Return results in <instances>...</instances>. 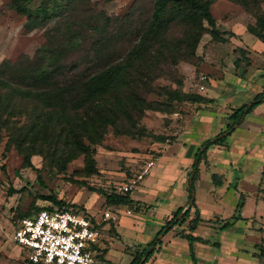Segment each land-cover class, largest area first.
I'll return each mask as SVG.
<instances>
[{
  "label": "rangeland",
  "instance_id": "rangeland-1",
  "mask_svg": "<svg viewBox=\"0 0 264 264\" xmlns=\"http://www.w3.org/2000/svg\"><path fill=\"white\" fill-rule=\"evenodd\" d=\"M40 1L29 0L27 5L34 9ZM242 1L245 5L235 0L210 2L208 10L215 26L226 25L234 31L245 29L246 25L257 29L256 22L264 21V0ZM58 3L61 7L42 26L27 30L24 28L25 17L10 8L9 0H0V65L7 61L20 70L32 62L40 47H59L62 39L71 34L75 38L71 43L74 42L75 45L62 54L61 63L67 65V68L78 64L81 70L86 69L91 65L94 43L101 37L111 41L108 46L114 57L122 54L131 43L135 28L147 19L151 6V0H59ZM103 17L110 20L104 32L99 28ZM202 26L208 29L205 22ZM197 30L196 26L187 22H176L171 26L169 38L178 44L183 58L179 59L180 55H175L168 64H162L159 70L149 73V82L154 89L147 93L142 90L138 94L146 103L162 106L170 103V111L146 109L133 128L122 116L116 115V127L125 129V133L117 134L114 128L108 126L101 142L90 146L93 150V165L85 161L82 154L73 156L80 149L73 131L62 134V124L54 119L48 121L44 117L46 110H40L33 102L11 96L8 91L2 92V103L5 104L2 115L6 116L9 124L6 130H0V264H22L19 246L11 241V236L20 215L31 214L39 208L35 205L38 195H55L66 205L73 204V209L84 211L83 202L91 192L96 191L67 182V178L84 181L86 185L105 193L119 194L117 186L137 172L147 160H153L161 153L160 150L172 145L174 137L193 136L197 140H206L224 133L226 125L221 126L223 116L220 115L223 110H218L216 104L175 99L169 101L166 88L201 96L203 90L199 89L200 85L208 87L210 80L219 79L223 75L237 76L238 72L234 70L237 67L236 61L255 66L258 59L248 58L244 52L234 49L237 42L228 39L232 37L230 30L222 33L218 30L221 34H226V42L223 43L213 42L208 33L202 32L194 50L189 53ZM204 108L211 110V120L208 119L210 122L207 120L202 123L203 119L200 117L196 119V112ZM246 121L251 123L255 120L248 117ZM231 123L229 119L227 124ZM236 125H233V130L226 136V143L244 148L248 155L252 153L249 155L251 160H247L245 164L244 157L249 159V156L240 157L234 153V161L237 163L232 166H210L206 162L202 166L200 163L203 156L197 166L200 179H197V173L193 182L194 203L202 210H209L225 218L227 222L234 213L238 214L235 212L237 203L242 201L244 204L246 200L249 210L247 214L250 219L253 218L254 224L251 222V227L240 228L246 236L243 243L247 247H257L258 252H264L261 249L264 248V170L260 171L261 168L264 169V121H255L251 125L246 122L238 127ZM16 145H20V151L16 150ZM22 152L29 154L32 166L38 169L37 173L33 168L23 166ZM164 155L167 157L168 154ZM155 165L150 173L155 171ZM189 170L186 171V176ZM211 174H222L226 180L224 187L211 184ZM99 204V200H93L91 210L99 209ZM259 205L262 209L258 216H255L257 212L254 211L252 217V210H257ZM126 209L129 213L133 212L131 207L121 205L104 207L101 213L108 210L116 213L118 218L125 216L123 210ZM133 216L128 217L131 219ZM259 219H263V222ZM221 221H211L214 227L211 228V233L221 231L218 228ZM143 227V233L150 235L156 229L152 222H146ZM253 235H258L259 238L256 236L254 239ZM109 237H113L112 233ZM96 246L93 249L97 254ZM119 246V242L110 243L106 256L109 261L101 260V263L121 264L127 260L128 256L120 252ZM262 261L260 264H264V259Z\"/></svg>",
  "mask_w": 264,
  "mask_h": 264
},
{
  "label": "trees",
  "instance_id": "trees-1",
  "mask_svg": "<svg viewBox=\"0 0 264 264\" xmlns=\"http://www.w3.org/2000/svg\"><path fill=\"white\" fill-rule=\"evenodd\" d=\"M28 1L9 0L10 8L25 17L24 28L27 30L42 26L61 7L58 3L59 0H41L36 8L31 9L27 5ZM212 1L151 0L147 19L135 28L131 43L123 50V53L114 57L108 46L111 41L106 40V37H101L94 43L91 65L83 70L80 69L78 64H73L71 68H67V65L61 63L62 54L75 45L74 42L71 43L75 40L71 34H67L62 39L59 47H40L32 62H29L20 70L4 61L0 65V130H6L9 124L6 116L2 115L5 108V104L2 103V92L8 91L11 96L15 95L21 100L33 102L40 110H46L44 117L48 121L54 119L62 124V134L73 131L75 141L80 148L73 156L82 154L85 161L93 165V150L90 149V146L101 142L107 127L114 128L117 134L125 133V129L116 127V115L122 116L124 120H127L128 125L133 128L146 109L170 111V103H166L164 106L146 103L144 98L138 94L142 90L145 93L152 92L154 88L149 82L148 74L159 70L162 64H168L175 55L179 56L181 54L179 53L178 44L169 38L170 28L174 23L187 22L198 28L193 39V45L188 51L189 53L194 50L197 39H199L202 32L208 33L213 42H226V39L220 35L216 28L214 19L208 10V5ZM235 1L245 5L242 0ZM252 1L255 2L256 0ZM103 19V23L99 28H102L104 32L110 20L107 17H103ZM203 22H205L208 29L202 26ZM257 23V29L249 25H246L245 29L257 39L264 41V21L261 20ZM180 58L183 57L180 55ZM235 64L237 65V61ZM166 89L167 93L169 92V101L171 99L177 101L189 100L202 104L212 102V99H206L200 95H188L180 89ZM263 101L264 88L248 102L232 108L228 117L232 123L226 125L224 135L217 134L212 139H206L196 148L187 176L186 207L180 217L181 207L172 213L171 217L158 230L147 246L137 253L134 264H137L140 260V264H144L154 253L160 242L157 236L162 232L166 233L173 225L181 224L188 216L189 209L194 207L193 182L198 173L197 166L205 155L207 148L210 145L221 143L233 130V125L238 124L242 116ZM127 134L131 136L130 133ZM15 147L17 151H20V145ZM38 153L35 152V154ZM22 164L33 168L36 173L38 172V169L32 166L28 153L22 152ZM190 174L191 178L189 180ZM38 178V175H36L37 180ZM210 180L214 186L220 185L217 175L211 174ZM66 181L101 194L107 206L125 205L131 207L133 205L128 192L105 193L101 189H93L86 185L84 181L72 178H67ZM35 199L45 200L59 209H73L72 207H74L73 204L66 205L64 201L52 194L38 195ZM241 205L242 201L237 203L235 212L238 213ZM40 209H50V206L39 207L33 213H24L20 217L32 216ZM134 210L138 211V208L134 207ZM237 219H240V217L234 213L229 221L218 227L219 230L225 229ZM197 222V216L189 220L188 229L190 232L196 227ZM179 236L188 242L189 255L193 259L191 242L203 241L189 233L180 234Z\"/></svg>",
  "mask_w": 264,
  "mask_h": 264
},
{
  "label": "crops",
  "instance_id": "crops-1",
  "mask_svg": "<svg viewBox=\"0 0 264 264\" xmlns=\"http://www.w3.org/2000/svg\"><path fill=\"white\" fill-rule=\"evenodd\" d=\"M224 26L226 25L219 26V24H216V28L221 33L230 30L232 37L230 36L228 39L237 42L234 49L236 48L237 51L240 50L242 53L244 52L248 58L258 59V61L255 66H253V64L243 65L241 62L237 63V67L234 68L235 72H238L237 76L223 75L219 79L210 80V83L207 85L208 87L203 88L202 86L200 89L203 90L201 96L206 99H212L210 103L216 104L218 110H223L220 113V115L223 116L221 126H225L229 122L228 117L231 114L232 108L250 100L251 97L264 88V41L257 39L255 36L248 33L246 29L234 31L233 28ZM221 33L220 35L226 38V34ZM245 42L248 44H245ZM195 116L196 119L199 117L202 118V123H206L208 119L211 120L212 113L211 110L204 108L198 110ZM248 117L257 122L264 121V101L242 116L241 121L235 127L246 122L249 125L254 124L255 121H251V123L246 121ZM209 120L208 122H210ZM196 124L198 125V120ZM193 133L195 134L194 130ZM204 140L202 138L197 140L193 138V136L174 137L172 145H168L165 149L160 150L161 153L156 155L152 160V164L148 168L147 173L143 176L141 182L135 190L129 194L133 203L131 206L133 212L129 214L123 213L125 216H119L113 223L101 219L100 215L102 209H104V207H109L104 203V197L99 193L91 192L88 199L83 202L82 207L84 209L83 212L89 217L90 221L99 228L100 232L99 241L97 243L100 246H96L97 254L95 256V264H104L101 263V260L109 261L106 256L110 248V243L113 244L114 242H119L120 252L128 256L126 258L127 260L122 261L121 264H134L137 253L147 246L158 230L179 207L182 208L179 213L180 217L187 205L186 171L190 168L196 148L199 147ZM164 153L168 154L167 157ZM234 153L240 157L248 155L244 148L226 143L225 137L221 143L210 145L207 148L204 159L201 160L200 165L203 166L206 162L209 163L210 166L217 164L223 166L228 164L232 166L237 163L234 161ZM251 154L252 153H249V155ZM246 158L244 157L245 164H247V160H251L250 156L249 159ZM155 163L159 166L156 167ZM154 165L156 169L150 173V169ZM263 170L264 169L261 168L260 171ZM245 172L247 173V170ZM198 173L199 176L197 179L199 180L201 176L200 171ZM217 176L222 177L219 179L220 185L218 187H224L226 182L225 178L222 174ZM213 194H215L214 191ZM93 200H99L100 202L99 209L94 211L90 208ZM244 201V204L240 207V211H238L240 219L233 221L223 231L221 230L216 234L211 233V228H214L212 227L213 224L211 221L220 219L222 220L221 223H225V218H222L218 214H213V212H209V210H202L194 203V207L189 209L188 216L181 224H175L166 233L162 232L157 236L160 242L156 246L154 253L144 264H260V262H263L264 252H262V250L258 252L256 251L257 247H247L243 243L245 235L241 232V229L242 227H251V222L253 223V218L250 219V216L247 214L249 212L246 205L247 201ZM45 204H49L48 206L51 205L45 200L35 201V205L39 207H43ZM134 207H137L138 211H135ZM142 207H145V209ZM258 207L257 210H252V217L254 216V211L257 212L255 216H258L259 210L262 209L260 205ZM119 212H121V210H119ZM131 215L134 216L130 219L128 216ZM194 216L198 217V222L196 227L190 232L188 229L190 224L189 220ZM259 220L263 222V219ZM146 222H152V224L156 226L153 235L143 233V226H145ZM262 230L264 232V224ZM122 231L125 232L123 233ZM245 231H247V229ZM109 232L112 233L113 237H109ZM188 233L203 241L191 242L190 246L193 259L189 255L188 242L179 236L180 234ZM256 236L258 237V235ZM256 236L253 238L255 239ZM262 236L264 237V233ZM261 249L264 248L261 247ZM140 261L137 264H140Z\"/></svg>",
  "mask_w": 264,
  "mask_h": 264
},
{
  "label": "built area",
  "instance_id": "built-area-1",
  "mask_svg": "<svg viewBox=\"0 0 264 264\" xmlns=\"http://www.w3.org/2000/svg\"><path fill=\"white\" fill-rule=\"evenodd\" d=\"M202 86H199L201 89ZM152 160L117 186L119 193H131L147 173ZM124 213L128 214L129 210ZM116 213L105 210L102 220L115 221ZM100 232L79 209H40L17 219L11 241L19 246L22 264H95V247Z\"/></svg>",
  "mask_w": 264,
  "mask_h": 264
},
{
  "label": "water",
  "instance_id": "water-1",
  "mask_svg": "<svg viewBox=\"0 0 264 264\" xmlns=\"http://www.w3.org/2000/svg\"><path fill=\"white\" fill-rule=\"evenodd\" d=\"M225 134V132L224 133H222L221 135H224ZM220 136V135H219ZM190 178H191V174L189 175V180H190Z\"/></svg>",
  "mask_w": 264,
  "mask_h": 264
}]
</instances>
